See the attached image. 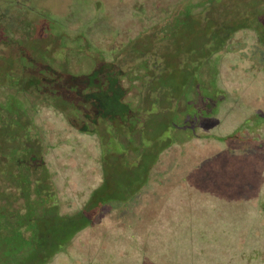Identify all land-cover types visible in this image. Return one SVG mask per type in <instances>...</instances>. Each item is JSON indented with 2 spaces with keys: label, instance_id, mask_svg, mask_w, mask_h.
Segmentation results:
<instances>
[{
  "label": "rangeland",
  "instance_id": "rangeland-1",
  "mask_svg": "<svg viewBox=\"0 0 264 264\" xmlns=\"http://www.w3.org/2000/svg\"><path fill=\"white\" fill-rule=\"evenodd\" d=\"M215 1L219 2L0 0L1 38L12 34L9 30L22 22L24 12L29 10L28 14L33 15V10L42 19H48L56 30L71 31L76 39L72 51L77 49L81 57L86 50L92 51L93 45L117 48L129 36L133 39V34L149 36L147 32L153 24L161 27L159 34L166 33L167 29L162 26L166 27L170 18L181 19L185 11L193 13H186L184 24L171 31L173 41L162 48L160 54L163 57L159 63L165 67L162 83L166 86L171 82L173 86H197L198 102L192 105L194 108L181 111L180 117H173L169 123L149 126L155 132L153 139L147 136L142 139L143 147L147 150L151 147V156L143 159L149 169L146 168L143 174L138 168L136 178L129 176L128 170L137 166L136 160L120 158L122 163L118 174L121 180L110 177L111 194L122 197L137 189V195L125 203L104 204L93 223L75 229L63 246L64 250L50 255L40 264H264V101L253 104L244 91L241 95L237 91L241 80L242 85L247 84L254 95L261 94L258 84H264V70L259 71L262 66L258 63L244 70L247 63L244 60L251 55L252 49L245 41L240 50L241 42L237 40L230 45L235 50L221 62L227 79L213 85L206 75L197 77L194 74L197 66H203V62L197 63V60H201L199 57L204 56V51L208 60L210 55H217L216 51L222 49L221 45L215 48L209 37L214 22L210 20L204 25L197 15L203 8L219 6ZM234 2L238 8L231 15L238 22L242 9L251 15L253 10L258 8L260 14L264 8V0ZM246 3L251 10H246ZM206 14L208 19L222 16L221 12L211 9ZM252 22L256 24L254 20ZM194 35L198 36L196 42L190 41ZM17 38L19 36L13 40L14 52L23 51L26 47L30 53L27 58L37 56L38 65L44 63L38 53L40 50L55 58L63 52L62 45L65 44L51 49L45 43L28 39L24 40L25 44L22 38ZM60 40L62 36L53 42L59 43ZM137 46L148 47L140 37L137 38ZM196 47L202 54L192 57L189 51ZM233 52L245 57L239 56L236 70L232 68ZM253 57L260 61L256 50ZM82 59H79L80 63ZM0 66L3 67L2 61ZM86 68H79L78 75L82 76ZM237 70L240 71L235 76ZM232 76H235V82L230 80ZM5 77L6 70L2 69L0 90ZM116 79L99 78L98 70L94 68L85 78H78L80 87L76 92L87 103L82 108L85 117L94 123H102L104 131L109 134L106 152L119 151V138L131 137L134 125L126 121L124 115L127 113L135 112V117L141 120L149 119L151 115L156 120L162 118L166 121L167 118L163 109L154 103L149 107L132 103L115 83ZM219 88L225 91L220 97ZM133 93L145 97L143 101L146 102L147 97L144 93L143 96L141 88L137 87ZM56 120L55 117L48 118L60 131L54 134L53 129L44 133L47 138L42 145L46 150L40 160L55 177V192L58 200L62 201L60 210L63 211V205L68 207L66 210H75L104 179L99 142L101 130L97 131L91 125L88 129L86 126L75 127L74 119L67 122ZM250 124H253L252 128ZM4 127L10 132H21L19 127L11 124ZM47 128L45 125L44 129ZM0 136H6L2 126ZM54 140L56 144L61 142L55 147L47 144ZM13 143L16 145L22 140H8L5 145ZM156 157L157 161L153 162ZM28 158L32 159V154ZM23 172L20 166L13 165L7 167L2 177L17 178ZM142 175L146 176V179L143 177L146 181L141 185ZM127 181H132V185L125 186Z\"/></svg>",
  "mask_w": 264,
  "mask_h": 264
},
{
  "label": "flooded vegetation",
  "instance_id": "flooded-vegetation-1",
  "mask_svg": "<svg viewBox=\"0 0 264 264\" xmlns=\"http://www.w3.org/2000/svg\"><path fill=\"white\" fill-rule=\"evenodd\" d=\"M221 1L223 0H219V2L215 1L220 4L219 6L203 8L197 14L202 18V24L204 25L206 22H211L210 20L214 22L212 32L215 30L218 31V28H220L222 31L226 30V34H228L226 42L221 46V51H216L218 52L217 55H210L208 60H206L205 58L207 56L203 53L204 57H199L201 60H197V63L203 62V66H197L194 74H196L197 77L198 75H206L209 82L213 85H216L217 81L227 79L226 73H224L225 71L222 70L221 62H224L227 55L235 50L231 48L230 45L237 40L241 42L238 47L240 50L241 46L245 45L247 42L252 52L251 55L246 58L233 52L232 68L234 70L238 69L237 61L240 56L242 59L245 58L244 62H247L244 70L256 66V63L262 66L259 71L264 70V28L257 27L259 24L253 23V16L247 14V11L245 12L244 9H242L243 12L241 15L238 16L240 17V22H238L237 19L235 20L234 16L231 15V13L235 12L236 8H238V5H235L237 3L234 2V0H229L222 4ZM205 5L204 3V6ZM208 5H211V3ZM259 6L262 8L263 4ZM245 7L246 10L249 9L247 3ZM209 9L221 12L222 16L208 19L207 14L209 12L207 14L206 12ZM186 10H189V8ZM258 10L257 8L255 11L257 12ZM262 10H264V8H262ZM28 11L24 12L22 22L20 21V24L18 23L14 29L11 28L9 30L12 32L11 35L6 34L5 37H0V61L3 62V67L0 66V71L2 72V69L6 70L5 81L2 84L3 86H1L3 89L0 90V94L3 95V97H0V102L3 101L9 107L2 116L11 117L12 114L24 113V115L32 119V122L35 123L34 126H36L38 131H41L43 135L44 133L52 132L53 129L54 134L59 130L55 123L53 124L51 121H48L49 116L55 117V119H57L56 121L60 122H67V120L74 119L75 127L86 126L88 129V127L90 128L89 125H91V127H94L97 131H104V128L102 129V123H94L91 119L85 117L82 108L85 107L87 103L82 101L76 93L77 89L80 87L78 78H85L94 68L98 70L99 78L106 80L107 77H116L115 83L123 89L124 94L131 98L133 101L132 103H137L140 106L144 104L143 100L145 97L143 98L141 95L135 96L133 93V91L139 87L142 90V94L146 93L145 95L151 97L153 101L156 102L155 104L157 106L167 103L169 107L163 109V111L166 115L171 114L172 117H174V113L180 117L181 111L179 112V109L184 111L185 109L193 107L192 105L195 104V102H198L200 95L197 86H187L177 97L173 94L172 97L169 98L167 96L165 98L164 94H161V92L166 91V85L164 82L162 83L165 67L162 66L161 62L159 63L161 57H163V55L160 54L162 52L161 50L173 41V37L170 35L171 31L178 28L181 23L184 24L185 20H187L186 16L188 14L190 15L192 12L185 11V14H182L184 17L181 19L170 18L168 20V25L166 27L162 26L167 29L166 33L159 34V31L162 30L160 29L161 27L153 24L150 32H147L149 36L147 34H133V39L129 36L128 40L125 42L123 41L117 48L93 45V50H86L84 52L85 55L81 57L77 49L72 51L76 45V39L71 34V31L68 32V29L61 31L59 28L56 30V28L47 21L48 19H42V17L35 14L33 10V15H30ZM194 15H196V13H194ZM15 36H19L17 40L22 38L21 40L23 43L25 42V44L26 41L24 40L32 39V41L47 44L51 49H55L63 43L65 44L62 45L63 52L55 58L47 55L46 51L40 50L38 53L41 54L44 63L38 65L36 62L37 56L34 55V58H27V55H30V53H28L29 51L26 47L23 51L18 50L14 52L13 40ZM59 36H62V40H60L59 43H54L53 41ZM54 37L55 39L52 40ZM139 37L143 39V43L148 47L139 48L137 46V38ZM244 48L246 49L247 47ZM255 50L258 53L257 59L260 58L259 62L253 57ZM198 52L200 55L202 54L199 49ZM240 53L242 54V51ZM196 54L197 52H193L191 56L195 57ZM79 59H82L81 63ZM83 63L84 65H82ZM83 66L87 67V70L81 73L82 76H79L78 69ZM239 71L240 70L236 71L235 76ZM196 76H194V78H196ZM235 76L231 77L230 80L232 82H235ZM157 80L158 82H156ZM239 84L241 85L237 86V91L240 95L241 92L244 91L246 96L250 97L251 103L260 104L259 102L261 100L264 101V84H258V91L261 92V94L257 95L253 94L252 89L249 88L247 84L246 86L242 85L241 80ZM162 85L164 88L161 87ZM150 91H153L151 93V95H154L153 97L147 93ZM218 92L220 97L224 95L222 93L225 91L219 88ZM234 92L233 88L232 94H234ZM217 110L218 108L216 107L215 111ZM134 115H136L135 112H129L124 115V117L128 118V116ZM41 116L44 118L41 119ZM2 118L4 119L5 117ZM140 121H144V119L141 120L137 118L135 123ZM102 122L104 123V120H102ZM45 125L48 127L47 129H44ZM252 126L253 124L249 125L250 128H252ZM43 139L42 142H44ZM54 142L55 140L49 141L47 144L55 147L61 141L57 142V144ZM53 179H55V177ZM63 206V211H72V209L66 210V208H68L66 205ZM69 206H71V204Z\"/></svg>",
  "mask_w": 264,
  "mask_h": 264
},
{
  "label": "trees",
  "instance_id": "trees-1",
  "mask_svg": "<svg viewBox=\"0 0 264 264\" xmlns=\"http://www.w3.org/2000/svg\"><path fill=\"white\" fill-rule=\"evenodd\" d=\"M248 10H251V8ZM252 12L251 15L254 21L259 24L257 27L264 28V12L263 14L261 13L262 10L260 14L259 10L257 12L253 10ZM226 33V30L222 31L220 28H218V31L215 30L210 33L209 37L213 44L216 45L215 48L218 45L222 46L226 42L228 38ZM197 40L198 36L190 38L192 42ZM193 52L199 54L198 47L189 51L190 54ZM173 85L171 82L170 86L165 87L166 91L161 92L165 98L167 96L170 98L173 94L177 97L186 88V85ZM161 87L164 88L163 85ZM152 92L147 93L153 97L154 95H151ZM144 103L145 105L143 104L141 107H149L151 103L155 104L156 102L148 96ZM158 107L165 109L169 106L166 103L163 105L159 104ZM8 109L9 107L1 101L0 126L3 127L6 136H0V264H40L46 261L50 255H55L57 251L62 250L63 246L69 241L70 233L75 231V229L81 228L86 223H92L99 209L104 204L125 203L135 197L138 193L137 189L127 196L115 197L112 195V189H109L108 185L110 177H114V180H121L118 174L119 165L122 163L120 158H134L136 160L137 166L128 170L129 176L136 178L135 172L138 171V168L143 174L147 168L143 159L151 156V147H149V150L143 147L142 139L144 136L153 139L155 132L149 126L153 123L154 125L169 123L173 119L171 114L166 115L164 112L167 117L166 121L162 118L156 120L151 115L149 119L135 123L137 119L135 115L128 116L126 121L129 124L133 123V131L130 138H119V151H114L115 149H113L110 152H106L107 143L110 139L109 134L105 131H100L99 141L102 147L100 156L103 158L102 174L104 179L100 185L93 189L88 199L83 201L78 209L62 212L60 210L62 201L58 200L55 192L54 175L49 172L48 166L43 162L41 163L40 160L41 154L46 150L42 145L43 133L38 131L32 119L24 115V113L12 114L11 117L2 116ZM178 111L180 112L182 109ZM175 116L179 118L176 113H174ZM2 117L5 118L3 119ZM5 124L19 127L21 132H10L4 127ZM7 139L22 140V143L16 145L13 143L11 146H7L5 145L8 141ZM31 154L32 159L28 158ZM154 160L157 161V157L152 159L153 162H155ZM11 163L17 167L20 166L24 172L21 176L18 174L17 178L11 177L7 179L2 177L7 167L13 166ZM147 169H149V166ZM143 177L144 175L140 178L141 185L146 181V176L144 177L145 179ZM127 185H132V181H127L125 186ZM114 186L117 188L116 184ZM52 238L55 240H51Z\"/></svg>",
  "mask_w": 264,
  "mask_h": 264
}]
</instances>
